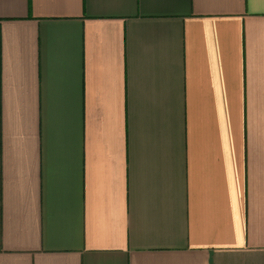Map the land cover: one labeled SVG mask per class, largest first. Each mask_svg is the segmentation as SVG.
<instances>
[{
    "label": "crops",
    "instance_id": "obj_1",
    "mask_svg": "<svg viewBox=\"0 0 264 264\" xmlns=\"http://www.w3.org/2000/svg\"><path fill=\"white\" fill-rule=\"evenodd\" d=\"M0 264H264V0H0Z\"/></svg>",
    "mask_w": 264,
    "mask_h": 264
}]
</instances>
